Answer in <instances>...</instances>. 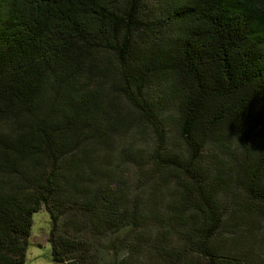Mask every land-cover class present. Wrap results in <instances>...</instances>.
Instances as JSON below:
<instances>
[{
    "label": "trees",
    "instance_id": "16d2710c",
    "mask_svg": "<svg viewBox=\"0 0 264 264\" xmlns=\"http://www.w3.org/2000/svg\"><path fill=\"white\" fill-rule=\"evenodd\" d=\"M42 208L58 264H99L86 228L264 264V0H0V264Z\"/></svg>",
    "mask_w": 264,
    "mask_h": 264
},
{
    "label": "rangeland",
    "instance_id": "374dc122",
    "mask_svg": "<svg viewBox=\"0 0 264 264\" xmlns=\"http://www.w3.org/2000/svg\"><path fill=\"white\" fill-rule=\"evenodd\" d=\"M50 228V216L44 208L33 214L25 264H58L53 262L51 257V245L48 241ZM81 233L93 256L100 259L99 264H116L117 260L126 254V247L133 241L131 234L127 232L94 237L92 230L86 228Z\"/></svg>",
    "mask_w": 264,
    "mask_h": 264
}]
</instances>
